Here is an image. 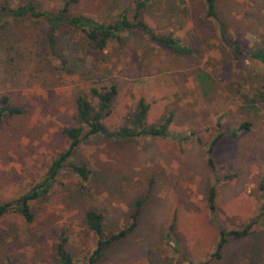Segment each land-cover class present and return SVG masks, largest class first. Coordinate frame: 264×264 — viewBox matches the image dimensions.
Masks as SVG:
<instances>
[{"label":"rangeland","instance_id":"374dc122","mask_svg":"<svg viewBox=\"0 0 264 264\" xmlns=\"http://www.w3.org/2000/svg\"><path fill=\"white\" fill-rule=\"evenodd\" d=\"M5 1L16 6L26 0ZM64 1L33 0L51 11ZM113 1L75 0L69 13L107 23L121 8ZM215 13L217 20L206 18L201 0H153L144 11L153 30L170 31L194 50L186 57L154 48L135 32L124 33L121 43H109L98 56L65 24L54 32L50 49L44 24L2 23L0 96L21 114L0 123V201L25 193L66 148L61 131L74 125V100L91 84L116 87L103 121L110 130L139 99L148 106L147 124L167 113L173 122L172 137L109 141L98 136L81 143L70 160L89 170L87 181L63 168L48 193L30 202L32 223L12 212L0 218V264H55L60 237L73 259L82 261L93 243L84 224L89 209L102 215L104 232L135 223L98 264H264V109L239 103L233 92L237 82H231L242 62L246 85H257L248 73L262 70L245 57L238 65L231 62L219 46L217 23L243 50L264 48V0H217ZM56 56L66 64L60 66ZM217 118L224 130L242 123L249 129L224 137L212 153L214 172L229 178L215 186L210 214L206 194L214 176L205 149L216 134ZM136 201L141 205L132 220ZM247 224V236L227 239L219 257L212 256L218 227L239 230Z\"/></svg>","mask_w":264,"mask_h":264},{"label":"trees","instance_id":"16d2710c","mask_svg":"<svg viewBox=\"0 0 264 264\" xmlns=\"http://www.w3.org/2000/svg\"><path fill=\"white\" fill-rule=\"evenodd\" d=\"M75 0H65L56 10L51 11L46 8H40L34 5L33 0H26L23 3L10 6L7 1H0V30L2 23L7 21H36L47 27V45L50 49L54 46V32L60 24H65L69 29L76 31L81 38L83 45L88 53L101 56L109 43H121L122 35L129 32H135L145 37V39L154 47L163 50L170 55L177 57H186L193 54L194 50L176 38L172 32L157 33L143 20V13L146 11L153 0H114L112 4H119L121 7L118 14L112 21L104 23L99 22L88 14H70L69 9ZM204 10V16L208 19L216 18L215 3L217 0H201ZM219 27V46L227 49V54L231 57V62L238 65L240 58L247 59L250 64H255L262 71L251 74L250 78L259 80L257 85L252 82L249 87L244 83L246 69L243 62L234 75L237 82L234 86V95L237 101L249 107H260L264 109V48L256 45L249 50H243L235 42H230L223 30L220 22ZM53 53V52H52ZM60 66L66 64L64 59L57 57ZM238 62V63H237ZM202 77H200L201 79ZM245 80V79H244ZM233 86V84H232ZM116 95L114 85L91 84L87 89V94L77 95L74 100V125L63 128L62 135L67 141L66 148L49 163L41 179L32 185L25 193L16 198L7 201H0V218L6 214L15 213L23 223L30 224L33 221V214L29 206L30 202L44 197L51 188L52 183L60 170L67 168L73 173L80 182L87 181L89 170L84 165L73 163L70 159L81 143L89 140L91 137H103L109 141H125L134 138H166L172 137L169 133V127L173 122L171 113L161 117L154 125L146 123V112L148 106L139 99L134 109L126 115L120 126L114 129H108L103 121L110 115L113 99ZM21 114V110L12 106L6 96H0V123L11 117ZM249 124L242 123L236 128L224 130L219 124L217 118L215 124V136L208 142L205 149L206 164L214 176L213 184L207 189L206 205L210 214L214 211L215 186L229 178L227 175L218 176L214 172L212 153L217 144L224 138H236L238 133L247 131ZM174 138L179 141H186L181 135H175ZM188 138V137H187ZM199 142L198 139H196ZM135 212L131 216L135 219L137 211L141 205L140 201L134 203ZM84 224L86 230L92 235L93 243L91 250L86 254L82 261L73 259L66 250L65 238L60 237L53 251V260L55 264H98L105 251L111 245L120 241L128 232H130L135 223L133 222L126 229L114 232H104L103 217L101 214L89 209L84 215ZM172 224L170 225V229ZM251 224L244 225L239 230H225L217 228L218 240L213 257H219L218 251L229 238L237 239L247 236L250 232Z\"/></svg>","mask_w":264,"mask_h":264}]
</instances>
